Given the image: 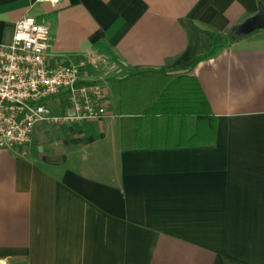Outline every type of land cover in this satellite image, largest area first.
Masks as SVG:
<instances>
[{"label":"crops","instance_id":"1","mask_svg":"<svg viewBox=\"0 0 264 264\" xmlns=\"http://www.w3.org/2000/svg\"><path fill=\"white\" fill-rule=\"evenodd\" d=\"M259 4L0 0V45L25 17L48 25L59 61L104 58L86 75L109 104L0 148V264H264V31L235 35ZM145 71L198 80L213 146L122 149L120 82Z\"/></svg>","mask_w":264,"mask_h":264},{"label":"built area","instance_id":"2","mask_svg":"<svg viewBox=\"0 0 264 264\" xmlns=\"http://www.w3.org/2000/svg\"><path fill=\"white\" fill-rule=\"evenodd\" d=\"M53 6L64 0H45ZM50 28L33 17L14 26L12 41L0 45V148L32 143L38 124L54 127L97 122L108 115L104 87L87 77L90 66L105 62L97 55L76 62L59 61L49 52ZM59 97V116L50 99Z\"/></svg>","mask_w":264,"mask_h":264},{"label":"trees","instance_id":"3","mask_svg":"<svg viewBox=\"0 0 264 264\" xmlns=\"http://www.w3.org/2000/svg\"><path fill=\"white\" fill-rule=\"evenodd\" d=\"M223 41L216 40L213 51L203 59L222 50ZM120 84L124 151L214 145L215 118L195 77L145 71Z\"/></svg>","mask_w":264,"mask_h":264},{"label":"water","instance_id":"4","mask_svg":"<svg viewBox=\"0 0 264 264\" xmlns=\"http://www.w3.org/2000/svg\"><path fill=\"white\" fill-rule=\"evenodd\" d=\"M257 31H264V5L259 4L258 14L247 19L236 28V32L240 36H248Z\"/></svg>","mask_w":264,"mask_h":264},{"label":"rangeland","instance_id":"5","mask_svg":"<svg viewBox=\"0 0 264 264\" xmlns=\"http://www.w3.org/2000/svg\"><path fill=\"white\" fill-rule=\"evenodd\" d=\"M117 90V89H116ZM112 94V93H111ZM57 99L59 100V97H55L53 99H50V103H51V110H52V113L54 116H59L60 115V110H59V105L57 103ZM116 99H117V93H113L112 96H111V101H115L116 102ZM114 113V116L116 117L117 116V110H115Z\"/></svg>","mask_w":264,"mask_h":264}]
</instances>
